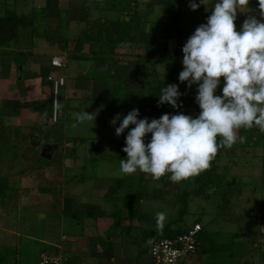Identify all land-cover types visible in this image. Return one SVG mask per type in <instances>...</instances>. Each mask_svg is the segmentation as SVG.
<instances>
[{
	"label": "rangeland",
	"instance_id": "obj_1",
	"mask_svg": "<svg viewBox=\"0 0 264 264\" xmlns=\"http://www.w3.org/2000/svg\"><path fill=\"white\" fill-rule=\"evenodd\" d=\"M105 1L0 0V180H7L0 188V200L4 195L6 197L3 205L6 209L0 214V239L12 237L7 231L13 227L8 230L6 225L13 226L8 221L20 214L22 244L34 246L23 253V257L31 258L29 263L32 264L34 257L26 255L31 251L36 253L45 245L40 239L46 237L49 227L60 238L65 181H71L73 176L77 177L75 182L84 179L82 188L89 194L90 187L87 186L99 174L112 177V183L123 179L117 187L123 197L148 191L154 195L156 189L162 192L163 199H150L145 208L168 213L166 217L175 221L178 230L201 222L204 230L200 236L207 257L228 264H239L244 260L248 264H260L262 256L254 244L262 238L255 232L264 229V175L248 164L249 161L254 164V159L259 156L253 154V150L261 148L264 141L260 134L264 132H251L250 137L239 129L237 135L245 137L243 143L238 140L231 148L218 149L209 168L178 183L169 179L170 173L159 180L139 171L132 175H115L120 160L126 159L127 155L123 151L125 145L119 149L121 140L118 139L126 138L127 131L134 125L120 136L115 134L120 121L113 125L114 117L109 115L108 96L112 86L124 89L127 86L124 83H130L131 86L122 93L125 100L135 102L133 107L139 110L147 103L145 109L152 111L151 103L146 100L156 97L157 82L166 78L168 84H179L184 95L180 97L181 108L168 105L163 112L198 115V111L193 86L189 89L187 82L181 83L178 79L183 69L184 44H179L178 32L162 0H107V4ZM172 1H178L183 8L180 27L184 41L201 23L207 22L215 2L209 0L208 6L201 5L192 10L189 0ZM257 8L258 0H249L248 7L238 9L237 30L247 16L259 15ZM167 22L171 36L166 33ZM129 27L131 36L142 42L167 39L165 61L161 59L154 65L155 83L149 85L144 81L145 65L140 58L143 46H134L131 41L120 42L110 53L114 62L98 57L100 38L107 41L118 33L126 40ZM20 53H23L22 57ZM55 55L65 60V68L52 66ZM113 68L119 77L98 75ZM60 75H64L65 84L55 94L49 77ZM110 80L116 81L110 82L113 83L110 86ZM222 86H218L217 94ZM86 110L94 113V118L80 122L76 114ZM120 114L122 119L128 112L123 108ZM161 115L155 114L152 118ZM33 134L42 138L40 144L33 145ZM147 137L150 139L151 134ZM74 164L77 167L87 165L88 170ZM257 166L264 167L263 163ZM207 173L212 179L205 193L195 195L194 191L200 185L196 182L197 177ZM157 184L162 186L158 188ZM115 186H110L105 194L109 199L116 195ZM111 204L107 202L108 206ZM3 228L7 231H2ZM59 252L61 250L51 253Z\"/></svg>",
	"mask_w": 264,
	"mask_h": 264
},
{
	"label": "clouds",
	"instance_id": "obj_2",
	"mask_svg": "<svg viewBox=\"0 0 264 264\" xmlns=\"http://www.w3.org/2000/svg\"><path fill=\"white\" fill-rule=\"evenodd\" d=\"M208 4L209 0H189L192 10ZM248 6L249 0H215L207 22L182 47L178 79L187 82L189 89L196 85L198 115L165 113L149 120L139 118V108H133L122 119V114L112 119L113 125L120 121L117 136L134 125L125 138L126 159L120 160L115 175L139 171L159 180L170 173L169 179L178 183L209 168L218 149L231 148L238 140L243 143L239 129L257 127L264 132V0H258L259 15L247 16L237 30L238 9ZM182 95L179 84H167L157 105L167 103L179 109ZM76 117L80 122L92 121L94 113L86 110ZM165 221L166 213L158 212L157 228L162 230Z\"/></svg>",
	"mask_w": 264,
	"mask_h": 264
},
{
	"label": "crops",
	"instance_id": "obj_3",
	"mask_svg": "<svg viewBox=\"0 0 264 264\" xmlns=\"http://www.w3.org/2000/svg\"><path fill=\"white\" fill-rule=\"evenodd\" d=\"M107 3L106 0L105 4ZM22 54L20 53L19 56L22 57ZM21 57H19L18 60H20ZM99 62L102 63V61ZM108 62H114V60ZM105 67L106 66H103V69H105ZM110 74H112L113 77H119L116 75L117 71L114 68L104 73H98L99 76L105 75L106 78ZM112 81L115 83L116 80H110L108 84ZM95 89L96 88H94V90ZM151 118H149V120H151ZM122 139L125 138L118 139V141ZM119 146L120 143H118V147ZM256 153L259 156L254 159L255 163L252 164L251 161H249L248 165H250V167L254 166L253 170L257 168L256 170L262 172V175H264V167L260 169L257 166V164L261 163H263L264 166V143L261 145V148L257 147L253 150V154ZM243 159L247 160L248 158ZM74 166L77 167L76 164H74ZM79 167L88 170L87 165L78 166L77 168ZM82 175H84V173H82ZM74 178L77 177L73 176L71 181H65L64 183L63 193L65 194L62 198L63 214L61 215L60 238L58 239L54 229L49 227L46 237L40 239V242L45 245L36 253L33 254V251H31L30 255H26L34 257L32 264H39L44 252L54 254L51 252H55L56 250H61V252H63H59V254L65 257L64 264H152L150 258V245L154 240L153 237L162 234L168 226L175 229L176 223L172 221V219L166 217L163 229H158L156 225L157 212L148 210L144 205L146 201L150 199H163L164 194L156 189V194H150L148 191L142 194L138 200L132 202L128 199V196L123 197V195L118 192L117 187L121 186L120 181L117 180V182L115 181L112 183V177L99 174L94 177L93 182H91L92 184L87 186L90 187V190L89 194H86L85 189L82 188L85 185V180L80 179V181L75 182L76 180ZM113 185H116V195L112 199H109L105 194H107L110 186L112 187ZM160 185L157 184L156 186L159 188L162 186ZM5 199L6 197L4 195L2 200H0V214L4 213L3 211L6 209L3 207ZM107 202L113 204L108 206ZM166 215L169 214L166 213ZM7 220H9V218H7ZM21 222L22 217L18 214L17 218L13 216L12 219L10 218L8 221V223H12L13 226L11 224L6 225V229L9 230L13 227L12 230L7 231L3 228L2 231L9 232L12 237L10 236L9 239L4 237L0 239V264H31L29 263L31 258L27 259L23 257V255L34 246L30 244V247H26V245L24 246L22 244L21 237L23 231ZM248 231L250 232L251 228H249ZM255 234L262 235V238L256 241L254 246L262 256L260 257V264H264V229L259 230V233L255 232ZM148 241H151V243H148ZM216 245L217 244H215V246ZM22 248H24V250ZM215 248L213 251L216 250ZM205 252L206 249H203L197 255L185 260L182 264H207L208 262H210V264H228L207 257ZM11 258L14 259L10 260ZM239 264H248V261L244 260L243 263ZM252 264H256V262H252Z\"/></svg>",
	"mask_w": 264,
	"mask_h": 264
},
{
	"label": "trees",
	"instance_id": "obj_4",
	"mask_svg": "<svg viewBox=\"0 0 264 264\" xmlns=\"http://www.w3.org/2000/svg\"><path fill=\"white\" fill-rule=\"evenodd\" d=\"M162 3L164 4V7L168 10V13L171 17V19L173 20V24L176 27V30L178 32V39H179V44H185L186 41L182 40L183 39V29L180 27V20L182 19V16L184 14L183 12V8L182 6L179 4L178 1H172V0H162ZM149 5V4H148ZM17 22H14V27H16ZM140 25V24H138ZM168 25V22L165 24ZM169 26V27H168ZM166 27V33L171 36V32L169 31L170 25H168ZM130 27H129V35L125 38L126 40H124L121 36L116 35V37H114L113 39L104 41L102 38H100V40H98L100 42V54H99V58L101 60H114L113 57L114 56H110V53H113L114 49L116 47H118L121 43H129V41H131L132 43L134 42V46H143V52H142V56H140L141 59H143L141 62L143 63V66L145 65V73L143 75L144 77V81L152 84L155 83L156 79H155V74H156V70L154 68L155 63L161 62L160 60L162 59V61L164 62L165 60H163L165 58V52H167L168 50V45H167V39L165 37H163L162 39L160 38L158 42H154V41H149V42H142L139 41L138 38L136 36H131L130 34ZM121 42V43H120ZM160 42V43H159ZM83 44V42H82ZM116 46V47H115ZM133 46V44H132ZM97 57V58H98ZM137 76V74H136ZM152 77V78H151ZM155 79V80H154ZM154 80V81H153ZM166 78H160V80L157 82V93H156V97L155 98H147L146 101H149L151 103V110L149 111V109H145V106H147L145 103L143 104V106L141 107L142 110H140V113H142L140 116L142 117H148L151 118L153 115L155 114H165L163 112V109L165 106H168L169 104L165 103L161 106L157 105V100L159 99V94L161 92V90L167 86V82H166ZM144 82V83H145ZM113 84V83H112ZM110 84V86L112 85ZM124 84H127V86H131L130 83L125 82ZM133 85V84H132ZM109 86V87H110ZM123 86V84H122ZM126 86V87H127ZM113 87V86H112ZM110 88V94L108 96V103H109V108H110V112L109 115L111 117H115L117 114H120V111L125 108L127 112L131 111L133 108H137V107H133L135 105V102L129 101L128 99L125 100V97L123 96V90L126 89V87L123 88ZM197 93V87L196 85H193L192 88V94L194 96H196ZM197 107V111L198 114L200 112L199 106L198 104L196 105ZM243 129L244 133H247V135L251 136V132H260L259 129L257 127H253L252 129ZM247 131V132H245ZM261 136H263V134H260ZM220 138L218 137V140ZM122 144L125 145V139L120 141V147L122 148ZM226 147L224 148H220L221 151H224ZM214 168V167H213ZM212 179V175L210 173L204 174V175H200L197 177L196 182L199 183V187L197 190L194 191L195 195H199L201 194V192L205 193L206 187L207 185H209V182ZM123 179H120L121 182ZM142 195L138 194V193H132L128 195V199L130 201H136L138 200V198H140ZM198 222V221H196ZM188 227H185L184 229H174V228H170L169 226L166 228V230L162 233V234H158L155 238H161V237H167V236H173L177 233L183 232L187 229ZM204 228V227H203ZM204 230V229H203Z\"/></svg>",
	"mask_w": 264,
	"mask_h": 264
},
{
	"label": "built area",
	"instance_id": "obj_5",
	"mask_svg": "<svg viewBox=\"0 0 264 264\" xmlns=\"http://www.w3.org/2000/svg\"><path fill=\"white\" fill-rule=\"evenodd\" d=\"M51 63L56 68L66 67L65 60L58 55L52 57ZM49 79L53 82L55 94H57L60 87L65 84L64 75L57 78L50 76ZM203 229L201 222H195L183 232L173 236L155 238L150 245L152 264H182L185 260L197 255L204 247V242L200 236ZM64 263L65 257L63 255L49 254L48 252L43 253L39 262V264Z\"/></svg>",
	"mask_w": 264,
	"mask_h": 264
},
{
	"label": "water",
	"instance_id": "obj_6",
	"mask_svg": "<svg viewBox=\"0 0 264 264\" xmlns=\"http://www.w3.org/2000/svg\"><path fill=\"white\" fill-rule=\"evenodd\" d=\"M31 141L33 145H38L42 141V138L37 134H33L31 136ZM6 181H7L6 179L0 180V188L6 183Z\"/></svg>",
	"mask_w": 264,
	"mask_h": 264
}]
</instances>
